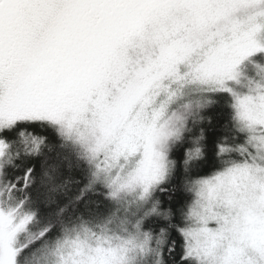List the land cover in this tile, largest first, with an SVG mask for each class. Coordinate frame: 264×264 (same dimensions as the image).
Instances as JSON below:
<instances>
[{
  "label": "snow or ice",
  "instance_id": "obj_1",
  "mask_svg": "<svg viewBox=\"0 0 264 264\" xmlns=\"http://www.w3.org/2000/svg\"><path fill=\"white\" fill-rule=\"evenodd\" d=\"M0 264H264V0H0Z\"/></svg>",
  "mask_w": 264,
  "mask_h": 264
}]
</instances>
